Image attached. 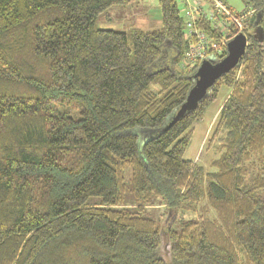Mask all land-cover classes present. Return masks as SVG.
I'll return each instance as SVG.
<instances>
[{
    "label": "trees",
    "instance_id": "obj_1",
    "mask_svg": "<svg viewBox=\"0 0 264 264\" xmlns=\"http://www.w3.org/2000/svg\"><path fill=\"white\" fill-rule=\"evenodd\" d=\"M134 1L0 0V264H264V0H221L238 18L225 32L198 16L219 59L238 34L245 56L143 143L136 130L162 131L193 84L186 11L201 0H159L153 31L98 26ZM223 87L207 168L185 155ZM160 205L178 216L166 258Z\"/></svg>",
    "mask_w": 264,
    "mask_h": 264
},
{
    "label": "rangeland",
    "instance_id": "obj_2",
    "mask_svg": "<svg viewBox=\"0 0 264 264\" xmlns=\"http://www.w3.org/2000/svg\"><path fill=\"white\" fill-rule=\"evenodd\" d=\"M159 0H135L131 8H121V7H112L105 14H103L98 21V26L104 29L116 30V31H127L131 27H138L144 31H153L162 27V17L161 10L159 7ZM230 7L236 11H242L245 8V5L242 0H224ZM180 6L181 13L185 16V4L181 2ZM184 4V5H183ZM184 8V11H183ZM110 18L111 20H106ZM224 30L223 32H225ZM221 48V45H219ZM222 49V48H221ZM163 57L169 53V50H163ZM226 56V55H225ZM168 57H166L167 59ZM221 60V59H219ZM161 64L166 65L165 61H162ZM172 67L174 64L172 63ZM211 91V90H210ZM230 94V89L223 87L220 90L217 100L211 105L207 111L205 119L195 124L194 133L191 140V144L186 151L185 157L187 159H193L198 164L204 165L208 168V165L215 158L214 149H208L204 144L205 139L211 133L212 124L215 122L217 113L223 103L225 102L227 96ZM210 95V92H209ZM176 123V122H175ZM141 134L139 138V143H143L146 136L152 134L151 131L145 132L137 129ZM214 157V158H213ZM212 171V169L210 170ZM214 171V170H213ZM131 170L126 169L125 174L127 179L131 178ZM130 198L131 193H128V200L126 201V207H131L133 204ZM151 214L154 216L156 221L159 223L162 230V247L161 252L164 258L169 256L170 253V242L167 238V227L170 226L171 222H174V227L177 226L178 216L173 212L164 208V206H158L150 210ZM212 216H215L212 213Z\"/></svg>",
    "mask_w": 264,
    "mask_h": 264
},
{
    "label": "water",
    "instance_id": "obj_3",
    "mask_svg": "<svg viewBox=\"0 0 264 264\" xmlns=\"http://www.w3.org/2000/svg\"><path fill=\"white\" fill-rule=\"evenodd\" d=\"M262 37V36H261ZM248 46V39L238 34L227 42L226 56L221 60L204 59L197 70L192 74L193 84L187 94L186 100L172 115L168 124L162 131H154L151 136L168 130L175 122L196 110L200 102L209 95L214 85L226 74L232 72L241 64Z\"/></svg>",
    "mask_w": 264,
    "mask_h": 264
},
{
    "label": "built area",
    "instance_id": "obj_4",
    "mask_svg": "<svg viewBox=\"0 0 264 264\" xmlns=\"http://www.w3.org/2000/svg\"><path fill=\"white\" fill-rule=\"evenodd\" d=\"M210 5L206 6V3L199 2L196 6H190L186 11V15L189 18L188 26L189 31L186 32V37L189 40V50L187 53V60L184 65L190 69V66L197 64V68L204 59L219 60L218 54L222 52L219 44H212L208 42L207 37L204 36L198 29L195 28L194 21L198 18L199 15H205L206 17L217 20V28L221 29V32L227 29L228 18L232 19L238 24V18L232 15V13L226 8L225 4L221 0H210ZM241 27V26H240ZM196 37L190 42V36ZM228 40H225L224 43L227 45ZM211 48L212 51H215L209 55ZM195 69V71L197 70Z\"/></svg>",
    "mask_w": 264,
    "mask_h": 264
},
{
    "label": "bare ground",
    "instance_id": "obj_5",
    "mask_svg": "<svg viewBox=\"0 0 264 264\" xmlns=\"http://www.w3.org/2000/svg\"><path fill=\"white\" fill-rule=\"evenodd\" d=\"M201 2H203V3H208L207 0H201ZM239 65H240V64H239ZM239 65H238V66H239ZM238 66H237V67H238ZM237 67H236V68H237Z\"/></svg>",
    "mask_w": 264,
    "mask_h": 264
},
{
    "label": "crops",
    "instance_id": "obj_6",
    "mask_svg": "<svg viewBox=\"0 0 264 264\" xmlns=\"http://www.w3.org/2000/svg\"><path fill=\"white\" fill-rule=\"evenodd\" d=\"M130 9H133V8H130Z\"/></svg>",
    "mask_w": 264,
    "mask_h": 264
}]
</instances>
